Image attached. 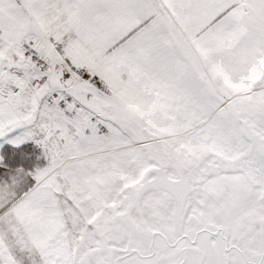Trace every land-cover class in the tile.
<instances>
[{
    "label": "snow or ice",
    "instance_id": "6c2138e0",
    "mask_svg": "<svg viewBox=\"0 0 264 264\" xmlns=\"http://www.w3.org/2000/svg\"><path fill=\"white\" fill-rule=\"evenodd\" d=\"M0 264H264V0H0Z\"/></svg>",
    "mask_w": 264,
    "mask_h": 264
}]
</instances>
